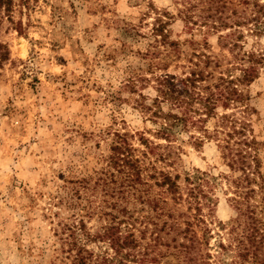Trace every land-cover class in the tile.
I'll list each match as a JSON object with an SVG mask.
<instances>
[{
	"label": "rangeland",
	"instance_id": "1",
	"mask_svg": "<svg viewBox=\"0 0 264 264\" xmlns=\"http://www.w3.org/2000/svg\"><path fill=\"white\" fill-rule=\"evenodd\" d=\"M250 1L13 0L11 16L0 8V40L8 45L11 59L0 69V264L51 262L56 243L49 199L58 192L63 195L59 189L63 179L100 169L113 138L126 139L152 160L168 156L156 166L180 177L182 200L174 208L180 221L189 213L183 201L186 175L195 170L205 173L210 202L202 215L212 234L211 260L248 264L239 252L242 232L255 223L257 237L264 240V209L259 207L264 195V144L258 152L262 178L257 183L262 189L249 200L251 208L245 203L237 208L232 181L240 172L228 167L217 142L204 135L212 122L174 109L172 125L160 128L146 107L161 95L147 70L160 57L151 47V32L158 14L168 13L167 33L176 43L172 55L179 59L165 73L184 77L193 68L192 52L210 57L204 69L213 77L196 87L200 93L215 95L217 114L238 112L225 103L224 89L215 87L219 72L237 62L227 48L220 49L219 36L229 46L237 43L233 53H255L252 62H244L233 74L241 71L248 80L254 132L264 143V55L259 56L264 52V0ZM240 17L248 22L237 28L232 24ZM126 25L134 26L140 36L123 33ZM129 79H134V89ZM252 187L257 189L256 184ZM159 191L154 185L149 188L150 195ZM218 223L225 224L224 229ZM218 239L227 246V256H216ZM257 245L258 259L264 260V243ZM154 249L136 264H162L165 247L157 244Z\"/></svg>",
	"mask_w": 264,
	"mask_h": 264
},
{
	"label": "trees",
	"instance_id": "2",
	"mask_svg": "<svg viewBox=\"0 0 264 264\" xmlns=\"http://www.w3.org/2000/svg\"><path fill=\"white\" fill-rule=\"evenodd\" d=\"M250 3H255V0ZM13 5V0H0V8L7 16H11ZM169 16L168 13L158 14L153 24L151 47L160 57L157 63H149L147 70L161 89V95L154 97L149 108L146 105L144 108L151 110L150 120L159 124L160 128L172 125L175 118L170 111L174 109H184L198 115L203 122L211 121L212 127L205 128L204 135L217 142L222 159L228 167L240 172L239 177L232 181L233 201L237 208L245 203L249 209V200L258 189H262L257 183L262 178V163L258 152L264 143L254 132L252 108L246 92L248 80L243 72L235 75L233 70L238 69L244 62H252L255 53H233L237 43L233 42L229 46L225 38L219 36L220 49L227 48L237 62L236 65L219 72L215 87L224 89L225 103L238 112L217 114L215 95L200 93L196 87L198 82L213 77L212 72L204 69L209 66L210 57L192 52L189 61L193 68L184 77L165 73L169 65L179 59L172 55V48L176 43L170 41L167 33L169 19L164 20L170 18ZM247 22L244 17H240L232 25L239 28L246 26ZM226 24L223 26L226 27ZM133 27L126 25L121 30L133 37L140 36ZM263 55L264 52L259 55L260 58ZM193 57L196 58L195 61ZM10 60L8 45L0 40V69ZM201 63L203 67L199 69ZM157 70L164 73L157 75ZM128 83L134 89V79H129ZM123 136L126 137V134ZM124 140L126 139L111 140L108 155L101 157L100 169L86 176L63 179L59 185V189L64 190L63 195L58 192L50 197L49 215L52 219H49L56 246L49 264H136L142 255L154 251L157 244L164 246L167 251V255L160 253V257L165 258L162 264H243L238 261L233 263L211 260L214 258L209 252L212 234L207 227L205 215H202L203 207L210 202L208 191L205 190L208 184L207 175L196 170L186 175V198L183 201L188 203L189 213L180 221L181 214L175 216L174 209L182 200L178 183L180 177L156 166L158 161L164 162L168 156L160 154L152 160L145 151ZM253 184L257 185V189L252 187ZM152 185L160 188L158 195H150L149 188ZM260 202V210H263L264 195ZM53 208H58V211L53 212ZM151 226L149 237H146ZM218 227L224 229L225 224L218 223ZM258 232L254 223L239 238V245H243L239 249L240 255L248 258L245 263L264 264L263 259H258L260 249L257 248L260 245L257 244L264 243L262 235L257 237ZM215 242L216 256H227V246L221 239ZM244 242L249 245H244Z\"/></svg>",
	"mask_w": 264,
	"mask_h": 264
}]
</instances>
